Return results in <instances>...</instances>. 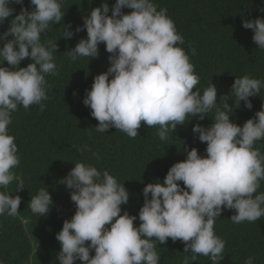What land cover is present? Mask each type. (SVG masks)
<instances>
[{"label": "clouds", "instance_id": "9594fccd", "mask_svg": "<svg viewBox=\"0 0 264 264\" xmlns=\"http://www.w3.org/2000/svg\"><path fill=\"white\" fill-rule=\"evenodd\" d=\"M12 4L20 5L18 13ZM62 4L63 0H29L25 7L24 0H0V25L6 20L9 24L0 34V188L15 181L16 193L25 187L24 179L12 171L20 157L8 126L18 106L45 109L42 101L49 98L50 90L45 77L59 75L55 63L58 44L56 40L42 42L41 36L63 22ZM124 8L131 11L125 13ZM257 11L264 12V4ZM81 19L82 25L74 30L71 23H63L59 37L71 39L86 30V38L67 51L70 62L97 58L101 43L110 54L109 67L93 78L82 99L98 121V133L115 128L136 138L142 125L158 126L156 135L166 142L178 125L215 113L208 127L192 126L194 136L206 143L205 155L184 146L186 158L168 169L163 183L143 187V204L137 215L126 210L121 214V205L129 201L123 183L107 170L75 163L58 181L69 190L75 212L55 235L60 244L56 259L59 264H159L157 244H166L170 238L184 245L181 264H193L200 255L211 264H220L225 241L215 234L214 223L222 211L234 210L230 220L235 224L264 217V192L254 196L264 180V153L255 147L264 139V103L242 126L230 120L233 109L227 103L234 96L239 105L243 101L251 109L249 98L261 96L264 82L249 75L235 77L230 91L220 95L219 105L211 81L201 93L189 55L177 46L184 43L182 35L167 9L157 10L153 0H115L111 6L104 0ZM242 27L252 30L253 42L264 50V16L242 19ZM190 50L196 54L195 48ZM25 59L31 62L20 67ZM5 61L10 67L3 66ZM75 151L91 149L82 145ZM92 155L100 158L98 153ZM20 204L19 195L0 191V216L16 217ZM52 206L46 187L28 202L39 217L46 216ZM137 219L138 227L134 226ZM244 264H254V258L248 257Z\"/></svg>", "mask_w": 264, "mask_h": 264}, {"label": "trees", "instance_id": "16d2710c", "mask_svg": "<svg viewBox=\"0 0 264 264\" xmlns=\"http://www.w3.org/2000/svg\"><path fill=\"white\" fill-rule=\"evenodd\" d=\"M102 2L104 0H63V22L53 25L51 31L41 36L42 42L56 40L58 44L55 63L59 75L45 77L50 90L47 93L49 98L42 101L44 111H40L38 105H31L28 110L18 106L8 126L20 157V164L12 171L24 179L25 189L16 193L15 181L7 188H0V191L21 197L16 217L0 216L2 264H59L56 256L60 244L55 235L61 230L63 221L71 219L75 205L69 190L58 181L75 163L92 164L101 172L107 170L119 183H123L129 192V201L121 205V214L126 210L130 215H137L143 204V187L148 183H163L168 169L186 158L182 151L184 146L189 149L195 147L200 155H205L206 143L194 136L192 126L196 123L205 127L211 125L215 110L209 112L204 120L193 117L186 125H178L166 142L156 135L158 126L142 125L136 138H129L115 128L106 130L105 134L95 130L98 121L90 115L91 110L82 103V99L85 90H90L93 78L109 67L107 57L110 54L101 43L97 58L88 61V58L80 57L70 62L67 51L75 47L79 39L86 38V30H81L71 39L59 36L63 34V23H71L74 30L82 25L81 17L87 14V10L98 7ZM106 2L111 6L115 0ZM153 3L157 10L167 9V15L182 35L184 43L177 46L189 55L195 74L199 76L196 88L201 93L211 81L216 85L219 105L220 95L230 91L235 77L249 75L264 82V50L253 42L252 30L242 27V19L264 16V12L257 11L264 0H153ZM28 4L29 0H24L25 7ZM11 6L16 13L19 12L20 5ZM122 11L128 13L131 10L124 8ZM108 14L111 15V11ZM8 26L7 20L0 25V34ZM191 48H195V55ZM30 62L25 59L19 66L26 67ZM3 66L10 67L6 61ZM231 99L227 101L233 109L230 120L242 126L261 109L264 88L261 96L249 98L251 109H247L243 101L239 105L234 96ZM82 145H87L91 151H75V147ZM255 147L264 153V139L257 141ZM92 153H98L100 158H95ZM179 183L183 187L182 182ZM42 187L47 188L53 206L46 216L39 217L31 212L28 202ZM261 192H264V180L260 181V188L254 196ZM233 214L234 210H224L214 223L215 234L225 241L224 258L220 264H244L250 256L254 258V264H264V217L255 222L235 224L230 220ZM139 223L137 219L134 226L138 227ZM183 247L182 242L173 243L170 238L166 244L158 243L159 264H181L185 255ZM75 264L81 262L76 261ZM193 264H211V261L200 255Z\"/></svg>", "mask_w": 264, "mask_h": 264}]
</instances>
